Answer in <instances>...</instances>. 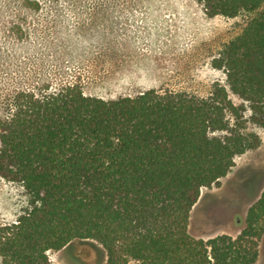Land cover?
<instances>
[{
  "label": "trees",
  "instance_id": "obj_1",
  "mask_svg": "<svg viewBox=\"0 0 264 264\" xmlns=\"http://www.w3.org/2000/svg\"><path fill=\"white\" fill-rule=\"evenodd\" d=\"M196 1L209 17L252 16L213 59L226 83L208 96L153 88L108 100L46 81L9 95L0 176L23 184L31 207L0 226L3 264H54L49 251L87 240L107 264L257 262L264 208L236 238H198L189 224L202 188L261 145L249 122L264 127V0Z\"/></svg>",
  "mask_w": 264,
  "mask_h": 264
},
{
  "label": "rangeland",
  "instance_id": "obj_2",
  "mask_svg": "<svg viewBox=\"0 0 264 264\" xmlns=\"http://www.w3.org/2000/svg\"><path fill=\"white\" fill-rule=\"evenodd\" d=\"M34 1L38 8L23 0H0V117L13 91L42 81L53 88L76 82L86 95L108 100L153 88L206 97L216 83H226L213 59L252 17H209L196 0ZM230 98L247 106L236 95ZM249 128L261 145L237 156L219 184L202 188L191 213L193 236L236 238L252 209L264 208V127L250 121ZM30 207L25 186L0 176V226ZM258 244L255 264H264V232ZM48 256L54 264H107L103 247L94 240L51 250Z\"/></svg>",
  "mask_w": 264,
  "mask_h": 264
}]
</instances>
